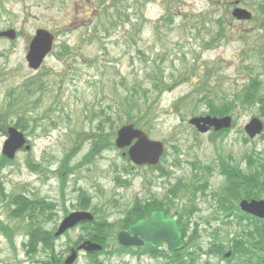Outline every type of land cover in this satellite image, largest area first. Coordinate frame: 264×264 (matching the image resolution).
I'll return each instance as SVG.
<instances>
[{
  "label": "rangeland",
  "instance_id": "obj_1",
  "mask_svg": "<svg viewBox=\"0 0 264 264\" xmlns=\"http://www.w3.org/2000/svg\"><path fill=\"white\" fill-rule=\"evenodd\" d=\"M260 2L263 0H240V7L253 12L256 18L243 23L231 18V8L226 11L205 0H0V32L12 29L19 34L13 42L0 40V101L3 103L6 95L17 91L24 81L34 79L29 88L39 91L28 101L32 114H24L42 125V130L25 132L31 151L18 155L13 164L15 170L8 168L4 172L9 181L5 185L7 193L24 192L48 201L61 199L55 170L63 155L81 138L78 151L68 161L75 168L68 173L77 171L78 175L65 180L66 210L76 209L82 188L83 197H93L89 206L96 208L103 219L114 222L120 217L117 210L135 197H149L151 191L162 200L167 194L173 196L172 192L182 201L193 199L198 187L195 175L206 187V194L198 196L201 213L196 220L208 216L211 195L218 198L222 192L223 178L210 175V171H217V162H224L226 155L241 162L250 150L256 154L264 151L262 140L246 142L242 133L249 120L264 118L258 113L263 111L234 105L235 127L218 139L210 133L197 134L188 121L207 114L209 104H198L199 93H209L214 102L211 106H220L247 80H264ZM216 21L224 25V35H219ZM36 29L54 36V48L40 70L31 72L25 55ZM214 36L223 38L213 43ZM156 77L160 90L165 89L160 97L153 92ZM132 90L140 96L146 91L147 104L154 110L156 119L139 121L138 127L164 144L166 156L160 171L132 168L121 153L109 149H102L91 164L81 166L91 148L86 133L110 131L144 112L141 102H135L138 97H131L135 101L128 99ZM8 114L13 111L9 109ZM3 141L0 133V149ZM29 156L47 171L34 175L25 166L22 169ZM123 167L131 173L129 183L120 189L110 179ZM112 199L117 202L115 207L107 205ZM62 208H58L59 219ZM0 219L15 231L13 244L0 235V264H39L44 254L25 249L21 229L24 226L19 228L17 222H9L1 204ZM181 222L186 224L188 218L182 217ZM45 227L51 229L53 225ZM228 229L239 232L236 226ZM81 233L73 230L68 238L75 241ZM66 241L62 238L56 245ZM202 241H206L205 237ZM61 249L57 247L58 252ZM102 260L103 264H163L162 260L148 257L114 256ZM212 262L219 263L217 258H212ZM88 263L80 256L74 264Z\"/></svg>",
  "mask_w": 264,
  "mask_h": 264
},
{
  "label": "water",
  "instance_id": "obj_2",
  "mask_svg": "<svg viewBox=\"0 0 264 264\" xmlns=\"http://www.w3.org/2000/svg\"><path fill=\"white\" fill-rule=\"evenodd\" d=\"M233 16L237 20H249L250 14L246 10L235 9ZM1 35L7 36L10 39L14 38L12 31L2 33ZM52 37L43 30H39L36 33V37L30 44L29 52L27 55V61L31 69L36 70L42 63V59L49 52L51 48ZM190 125L195 126L201 133L206 132L209 127H213L215 131L221 129H227L230 127V118L216 119V118H199L192 119ZM132 125L122 127L118 132L116 145L119 148L129 147L134 139L137 142L129 150V159L136 165H150L154 166L158 163L160 156L163 152L161 143L150 141L146 134L132 128ZM262 124L258 120H252L246 127V133L251 139L262 132ZM10 138L5 142L3 148V154L12 159L16 150L20 149L24 143L23 137L17 134L15 131H10ZM241 209L247 213L253 214L260 218H264V202H242L239 204ZM162 213H153L150 221H140L136 225L132 226L128 231L134 236L130 237L128 234L120 233L118 241L124 246L142 245L143 242L137 238L141 236L146 244L153 247H157L159 242L164 241L168 244L170 251L178 250L182 248L180 242V234L177 232L176 224L174 220L163 219ZM91 215L87 213H73L69 217L65 218L60 224L56 236L61 235L67 229L74 227L77 223L82 221H91ZM175 239V243H173ZM87 245V246H86ZM79 249H84L86 252H93L99 250L100 247L90 243H85L80 246ZM76 252L73 251L72 255L67 259L65 264H73L76 258Z\"/></svg>",
  "mask_w": 264,
  "mask_h": 264
},
{
  "label": "trees",
  "instance_id": "obj_3",
  "mask_svg": "<svg viewBox=\"0 0 264 264\" xmlns=\"http://www.w3.org/2000/svg\"><path fill=\"white\" fill-rule=\"evenodd\" d=\"M264 13V11H263ZM262 23H261V27L264 28V18L262 17ZM159 79L158 77L154 78V93L156 94L157 97H160L163 93H164V88L162 90H160V85L158 83ZM250 83H248L247 85L243 86L239 92L237 93V97H243V98H247L248 102H253V101H259V102H264V82L263 81H258L257 79H253V80H249ZM131 94V96L128 98L131 101H135L132 98L138 97L137 101H135L136 103H140L141 105H143V107H145V115L144 116H140L137 119V122L145 119V118H149L150 116H153L154 110H152L151 108V104L148 105V99L146 98L147 96V92L146 91H142L141 92V96L135 91L132 90L131 92H129ZM200 94V99L199 102H204V101H208L209 103V93H199ZM155 101V100H154ZM212 100H210L211 102ZM247 102V103H248ZM126 103H127V99H126ZM125 102L122 104L124 105ZM137 105V104H136ZM229 106L226 105L225 103L220 106V107H215L212 110L213 115H220L223 116L225 114L228 113L229 111ZM138 117V116H137ZM109 139L105 138V139H101V141L97 142L99 144L102 145H109ZM248 160V164H249V175H256L258 174V169L261 168V172H259V174L254 178V175L251 176L250 178L244 176L241 172L236 173V176L233 175V168L232 170L228 169V168H224V171L226 173V177L229 178V184L227 187H225V189H223L222 192V198L223 201L220 202V207L222 209V211L226 212V211H232V212H239V209L237 207V202L240 200V198H242V196H247V197H251V196H257L258 194L261 193V191L264 189V167L262 165V162L259 159H252L251 156L247 157ZM221 165L225 166L228 165L225 161L221 163ZM252 166H256L255 168H252ZM230 170L232 172H228L227 171ZM24 210H26L27 208H29V217L30 220L33 221V224L36 225V229L33 231V236H30L31 240H34L35 243H38L40 245H42V251L43 253H45V251L50 252L51 254V258H46L45 260L41 261V264H62V259L61 258H56L53 254V249H54V245L55 244V239L53 237L52 232L50 231H46L44 228V224L47 222H50L52 219V213H53V209H54V205L49 204L44 202L43 200H39L37 201L36 204H34L33 202L31 203H26L24 202V204L22 205ZM160 206H162V204L158 203V202H154L153 204H145L144 207H140L138 209H136L135 211H133V213L131 214V212L128 213L126 220L130 221V223L135 222V219H143L145 216H147L150 212V210H163ZM169 206L173 208L174 205H172V203H169ZM169 211V210H167ZM50 215V216H49ZM35 220L37 223H35ZM38 228V229H37ZM0 230L6 234V228L4 227H0ZM254 235V236H253ZM98 238H100V234L98 236H96ZM251 237L253 238V240L255 241V244L258 245L261 249L262 252H252V250L250 249H244L241 247L237 248L236 250H234V254H236L238 258V262L240 264H244V254L245 252L250 253L251 255L250 258L251 260L254 261V264H264V227L259 229L258 227H255V233L251 235ZM95 238V237H94ZM101 240V238H100ZM252 240V241H253ZM254 243V242H253ZM193 247H195V243L192 244ZM197 247V246H196ZM245 250V251H244ZM218 251V250H215ZM147 253V252H144ZM194 253L192 252L190 253L185 261H178V264H194L195 258H194Z\"/></svg>",
  "mask_w": 264,
  "mask_h": 264
}]
</instances>
